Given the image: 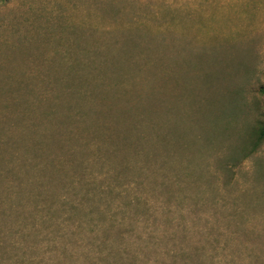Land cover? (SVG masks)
<instances>
[{
	"label": "rangeland",
	"instance_id": "374dc122",
	"mask_svg": "<svg viewBox=\"0 0 264 264\" xmlns=\"http://www.w3.org/2000/svg\"><path fill=\"white\" fill-rule=\"evenodd\" d=\"M264 0H0V264H264Z\"/></svg>",
	"mask_w": 264,
	"mask_h": 264
},
{
	"label": "trees",
	"instance_id": "16d2710c",
	"mask_svg": "<svg viewBox=\"0 0 264 264\" xmlns=\"http://www.w3.org/2000/svg\"><path fill=\"white\" fill-rule=\"evenodd\" d=\"M261 92L264 96V84L261 86ZM263 143H264V112L262 118L258 121L257 126L253 130L251 137L242 147L241 153L248 155L254 152Z\"/></svg>",
	"mask_w": 264,
	"mask_h": 264
}]
</instances>
